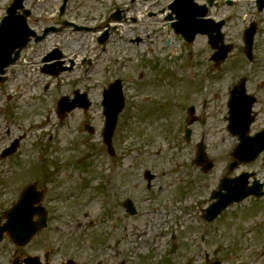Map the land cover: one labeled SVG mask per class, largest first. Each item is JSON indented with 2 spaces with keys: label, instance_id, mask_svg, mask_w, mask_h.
<instances>
[{
  "label": "rangeland",
  "instance_id": "obj_1",
  "mask_svg": "<svg viewBox=\"0 0 264 264\" xmlns=\"http://www.w3.org/2000/svg\"><path fill=\"white\" fill-rule=\"evenodd\" d=\"M169 1L157 0L162 6H166ZM10 2L11 0H0V17L5 14V8ZM41 2L46 3L47 13L50 12L52 17L44 20L36 15L37 21L29 18V25L36 31L43 25H57L60 19L58 9L55 8L59 0H40L39 4ZM78 2L83 1L76 0L71 5L77 7L76 13L82 17L84 13L93 11L95 19L90 18L85 24L94 28L95 35L108 20L111 22L110 13L115 8L126 6L127 12L131 0H86L83 5ZM249 6L247 9V6L227 7L221 4L216 15L221 17L229 12L226 24L228 38L241 36L239 19L250 12L252 6ZM258 18L260 28L264 11ZM170 29L163 25L161 18L159 21L158 18L147 15L137 23L128 21L119 23L117 28L111 27L106 53H116L120 55V59H125L122 62V74L131 76L133 83L132 79L124 81L123 78V92L129 96V105L118 116L112 133V145L116 153L110 156V160L100 139L104 122L100 85L80 78L78 71H88V74L94 75L95 80L113 77V61L107 63L102 57V48L107 40L97 45L90 34L66 33L62 37L52 33L44 41L30 44L26 48L10 77L0 82V152L13 138L21 139L16 153L8 157L0 155V207L10 206L16 185L21 186L35 176H43L44 179L45 176H50L51 199L60 198L69 207L72 202L76 204L77 210L81 212L84 229L88 231V238L93 235L96 237L97 248L104 249V253L110 255V264L121 259H125V264H187L191 259L193 264H207L202 261V247L195 238L198 231H205L208 235L210 261L217 259L222 264H234L240 258L250 243L248 237L243 238L249 223L238 219L241 213L236 210L240 209L226 215L225 223L218 218L208 224L201 219V206L197 203L192 205L190 212L183 211L182 208L184 194L180 196L179 190L188 191L187 196L194 194L195 197L207 198L213 184L217 182L218 176L214 175L221 164L224 151L219 143L218 128L213 126L210 132L206 129L202 132L205 142L210 146L206 157L214 162L213 170L201 174L200 167H192L187 163V157L191 156L187 153L186 143L176 138L179 129L178 114L183 101L179 98L194 80L199 82L200 78L216 76L218 73L210 65V50L205 51V41L199 37L187 44L172 35L170 48L164 49L162 45L166 34L171 33ZM145 33H150L149 38L138 43L129 41L137 34L145 37ZM154 34L158 37L153 36ZM261 36L259 35L257 46L260 49L258 51L264 52L263 44L260 46L264 41H260ZM59 38L71 45L66 46L67 49L60 46L63 50L60 66H70L68 58L74 60V66L61 70L57 75L45 74L40 60L51 47H59ZM87 42L91 44L87 45ZM238 46L239 43L224 65L226 67L239 63L240 67L235 73L227 69V77L245 72L242 68L244 56ZM183 53L187 55L188 61H179L178 56ZM256 64L262 69L264 60H257ZM255 76L259 78L263 74L259 72ZM44 82L48 83V89L42 87ZM101 83L104 82H98ZM210 87L215 88V85L211 83ZM74 90L87 93L91 104L86 109L75 108L57 122L55 97H72ZM135 91L137 96H134ZM10 93L13 95L10 96ZM191 94L194 98L199 96L194 92ZM210 98L212 100V96ZM215 99L216 101H212V122L218 117L219 97ZM207 101L210 104L209 98ZM227 146L229 147L228 144ZM146 170H150L163 182L167 191L165 196L158 197L161 193L151 196L143 188L140 189L144 181L141 176ZM24 176L26 181L21 183ZM97 176H110V183L113 180L114 188L107 194L100 191ZM72 185H75V189L69 190ZM68 192H74V198L66 197ZM85 195H93L92 204L80 206L79 200ZM127 198L140 202V212L132 218L128 217L122 207ZM160 201L163 205L167 203L169 207L159 206ZM153 204L157 205V209L151 206ZM175 212L176 221L173 220L175 216H170ZM181 212L186 215L183 216ZM115 223L118 225L115 226ZM127 223L130 225L125 232H128L129 237L124 238L123 226ZM173 235L177 249L171 254L169 248L173 244ZM159 236L167 245L160 243ZM155 238H159V241L156 242ZM125 240L129 242L126 253L121 252L113 257V242L120 241L119 248L122 249V242ZM108 243L110 250L105 246ZM102 260L105 261L104 258Z\"/></svg>",
  "mask_w": 264,
  "mask_h": 264
},
{
  "label": "flooded vegetation",
  "instance_id": "obj_2",
  "mask_svg": "<svg viewBox=\"0 0 264 264\" xmlns=\"http://www.w3.org/2000/svg\"><path fill=\"white\" fill-rule=\"evenodd\" d=\"M74 1L76 0H62L64 8L61 14L64 20L61 18V24L67 21H71L74 24L70 26V28H61L59 33L62 35L66 32H69L71 35L77 34L79 32L77 26L83 25L80 20L84 17L76 13L77 7L71 5V2ZM206 1L208 0H198L197 2L201 5ZM134 2H136V0H131L130 8H127V11L131 9L133 13L142 14V16L162 17L163 8L157 0H139L138 4L135 5ZM221 2L226 4V0H217L216 6H219ZM260 3L261 2H257V0H229L228 5H236L243 8L247 6V9L250 8L249 5L252 6V9L248 13L249 18L244 19L242 16L239 19V26L245 28L251 22H256L258 27L260 23L258 16L264 11V6L261 10L258 9L257 5ZM125 9L119 10L121 11L120 14L122 19H129L131 22H136L137 18L135 16H126L127 13ZM151 12H153L154 15H152ZM89 14L92 15L93 11H90ZM68 15H70V17ZM208 15L215 20L222 18L218 17L215 13H209ZM248 15L245 14V17ZM90 17L88 16L85 18L89 19ZM142 19H140V21H142ZM224 20L225 24L222 28L225 39L227 20L226 18ZM262 24L264 25V19H262L260 26ZM83 27L89 28L87 26ZM257 32L258 30H256L254 35L253 48H255ZM108 33H110V31ZM149 34L150 33H145V37L140 35L135 36L129 39V41L138 43L140 40L143 41L149 38ZM153 36L158 37V35L155 34ZM197 37L205 41V51L208 52V50H210L212 54L207 38L203 35H198L196 38ZM242 37L241 34L239 37L240 44L238 46L241 51L243 50ZM225 41H227V43H232L231 40L225 39ZM150 43H152L151 40ZM165 46H167L166 42ZM231 46L235 48L234 44H231ZM148 49L151 50L150 47H148ZM210 65L213 66V68L215 67L214 71L217 72L218 75L205 76L198 79L199 82L190 84L184 95L181 96L182 99L189 100V104L194 107V111L185 119V122H190L192 119L194 120L191 125V131L194 137L199 134L198 140H200V138L204 139L202 133L204 129L210 132L213 126H217L220 136L219 143L222 145L224 152L222 154L221 164L217 169V173L214 175L218 176L217 182L213 184V188L209 191L208 195L219 188L220 194L224 196H244L241 201L233 202L223 210L220 215L221 222L225 223L226 215H231L232 211L240 209L236 210L241 213V217L238 219L249 223L248 228L244 230L243 238L248 237L250 243L247 246L248 249L243 250L244 253H241L239 259L243 261L242 264H264V149L256 157L247 161H241L235 157L234 149L241 143L242 139L230 132L231 130H239V125L242 126L243 120H247L250 116L253 117V121L249 125L248 136H255L264 131V76L256 78L254 74H251L246 77V90L249 94L254 96V102L250 115H245L243 119H238L236 115L229 112L228 95L239 77H227V69L224 63L220 66H216L214 63L210 62ZM201 80L203 82H200ZM211 83L215 85V88L210 87ZM192 92H194L195 95L199 94V96L194 98L191 94ZM210 94H212V100ZM215 97H219V103L217 105L218 117L212 122L213 115L211 112H214L212 111V101H216ZM208 98L210 99V104L207 101ZM198 116H201V118L199 119ZM180 119L181 117H179V120ZM178 123L180 125V121ZM197 143L198 142H192V140L187 143L192 154L196 152ZM258 145L264 146V137L259 139L257 147ZM209 150L210 146L206 144V151L209 152ZM45 177L44 179L43 176H35L24 183L26 181V176H24L21 180V183L24 184L21 186L16 185V188L13 190L14 196H12L11 204L14 206L15 210V215L13 217L15 239H12L7 234L2 235V239L0 240V264H104L100 260L103 258L106 262L105 264H110V255L104 253V249L97 248L98 243L93 240L83 241L80 230L82 228V221L76 204L72 202L71 207H69L65 204L66 202L60 198L57 199L54 197L51 199L50 187L52 183L50 176ZM141 177L144 178L142 187L146 190L151 189V192L154 193L155 190L152 188L159 183V177L153 176L149 178V180L148 176ZM29 185H32V189L27 194V198L21 200L25 188ZM72 186L69 187V190L75 189V185ZM74 192H68L66 197L74 198ZM180 193L184 194V196L189 194L188 191L184 190H181ZM187 197L189 199V204L192 205L194 194ZM200 202L201 199L197 200L198 205H200ZM136 213L134 215H128L135 216ZM3 216L4 212L1 213L0 220H3ZM28 225L35 231L27 241H21L25 239V229ZM241 240L242 238L237 241L239 242ZM84 245L86 249H84ZM124 245H128V242L125 241ZM175 247L177 249V246ZM100 252H103V254H100ZM202 254L203 260L208 263L209 255L206 254L205 250H203Z\"/></svg>",
  "mask_w": 264,
  "mask_h": 264
},
{
  "label": "water",
  "instance_id": "obj_3",
  "mask_svg": "<svg viewBox=\"0 0 264 264\" xmlns=\"http://www.w3.org/2000/svg\"><path fill=\"white\" fill-rule=\"evenodd\" d=\"M190 1L191 0H183V2H180V0H176L173 4H171L170 8L172 9V11L174 13H176V17L178 19L177 22H175L173 24V26L175 27V29L177 31H182V32H186V28L183 27V25H187L189 19L187 18L189 9H190ZM17 7V5H14L13 7H11L8 11L9 15L8 17H6L2 23V26L0 27V47L1 45H4L6 43V39L5 38L7 36L10 35V33L14 30H20L22 28L21 24L16 23L15 21L17 19H15L14 17V9ZM182 25V27H181ZM5 38V39H4ZM23 43L18 44V46H22ZM6 45L9 46V49H3L2 51L0 50V55H2V59L0 60V69L2 67H4L5 65H7L9 62H11V53L13 52V48L17 45L16 43L13 42V40H11L10 43H7ZM1 49V48H0ZM18 54V51H15V55ZM122 108V101L120 100V104L115 107L114 109H110L108 108L107 110V114H108V118H110V125L108 128V134L112 131L114 122H115V118H116V114L118 113V111ZM199 157H202V154L199 155ZM217 264V263H215Z\"/></svg>",
  "mask_w": 264,
  "mask_h": 264
}]
</instances>
